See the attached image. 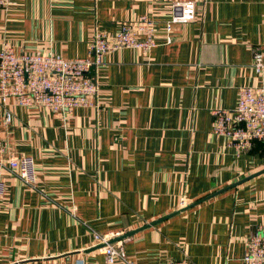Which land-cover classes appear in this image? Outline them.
<instances>
[{"label": "crops", "instance_id": "obj_1", "mask_svg": "<svg viewBox=\"0 0 264 264\" xmlns=\"http://www.w3.org/2000/svg\"><path fill=\"white\" fill-rule=\"evenodd\" d=\"M186 1L11 0L0 8V51L15 54L86 58L94 31L113 35L142 16L156 31L150 52L102 58L97 107L59 115L0 102L3 158L30 156L37 178L28 187L6 163L0 169V264H104L95 235L109 236L133 264H245L247 239L264 219V142L237 154L213 134L211 110L232 111L239 89L264 86V70L251 67L255 51L264 61V0L197 3L194 20L174 26L167 43L165 23Z\"/></svg>", "mask_w": 264, "mask_h": 264}, {"label": "built area", "instance_id": "obj_2", "mask_svg": "<svg viewBox=\"0 0 264 264\" xmlns=\"http://www.w3.org/2000/svg\"><path fill=\"white\" fill-rule=\"evenodd\" d=\"M204 0H189L177 4L180 15L165 23V40L172 41L176 25H186L195 18L196 4ZM11 0H0V8L6 9ZM156 47V31L152 21L142 16L135 22L122 24L113 35L94 31L86 58H63L50 52L15 54L10 47L0 51V102L13 99L17 106L44 107L64 115L72 109L97 107L99 87L94 74L102 64V58L121 49H137L144 53ZM251 67L258 75L264 70L261 53L253 52ZM11 113L6 111L4 122L10 123ZM211 129L214 135L223 137L237 154L249 151L254 142H264V86L244 87L238 91L234 110L221 108L211 110ZM4 147L0 145V169L7 165L18 179L28 187L36 185L34 162L30 156L3 158ZM4 182L0 178V196ZM104 264H133L127 261L122 248L109 244V236L95 235ZM245 264H264V219L249 235L242 258ZM27 264H74L65 259H35ZM157 264H188L187 260L164 261Z\"/></svg>", "mask_w": 264, "mask_h": 264}, {"label": "water", "instance_id": "obj_3", "mask_svg": "<svg viewBox=\"0 0 264 264\" xmlns=\"http://www.w3.org/2000/svg\"><path fill=\"white\" fill-rule=\"evenodd\" d=\"M180 14H181V10L178 9V15H180ZM263 172H264V171L258 173V175L261 174V173H263ZM254 176H256V175H253V176L250 177V178L244 179V180L241 181L240 183H242V182H244V181H247V180H250V179L253 178ZM240 183H236V184L233 185L232 187H235V186L239 185ZM232 187H230V188H232ZM222 192H224V191L222 190V191L218 192V193L215 194V195H218V194H220V193H222ZM215 195H213V196H215ZM213 196H211V197H213ZM211 197H207L206 199H203L202 201H199V203H201V202H203V201H205V200H207V199H209V198H211ZM199 203H197V204H199ZM197 204H194V205H192V206H195V205H197ZM188 207H189V206H188ZM188 207L186 206L183 210L178 211L177 213H173L172 215H170L169 217H166L165 219L170 218L171 216H174L175 214H178V213L184 211L185 209H188ZM163 220H164V219H163ZM154 224H157V222H156V223H153V225H154ZM132 234H133V233H129V235H132ZM129 235H127V236H129ZM101 246H102V245H99V246H97L96 248H100Z\"/></svg>", "mask_w": 264, "mask_h": 264}]
</instances>
